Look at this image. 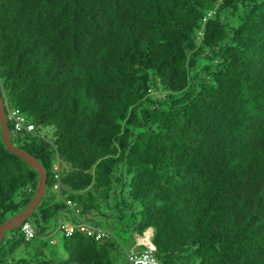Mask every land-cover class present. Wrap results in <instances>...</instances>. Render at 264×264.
<instances>
[{
  "label": "trees",
  "instance_id": "obj_1",
  "mask_svg": "<svg viewBox=\"0 0 264 264\" xmlns=\"http://www.w3.org/2000/svg\"><path fill=\"white\" fill-rule=\"evenodd\" d=\"M0 86L36 127L9 121L13 144L47 172L36 238L8 231L0 264H114L149 228L158 264H264V0H0ZM39 178L0 125V226ZM63 214L80 226L59 223L67 258L52 262Z\"/></svg>",
  "mask_w": 264,
  "mask_h": 264
},
{
  "label": "built area",
  "instance_id": "obj_2",
  "mask_svg": "<svg viewBox=\"0 0 264 264\" xmlns=\"http://www.w3.org/2000/svg\"><path fill=\"white\" fill-rule=\"evenodd\" d=\"M8 120L12 122L16 133H33L36 129L33 123H29L26 117L19 109H10L8 113ZM60 169L59 164L55 166V170L58 171ZM59 178V174L56 176ZM56 190L60 189V183H57L54 187ZM67 204L72 208L75 214H79L80 210L75 208V204L71 201H68ZM80 225H76L73 223H63L61 225V230L69 236L74 233L75 229L78 228ZM86 231L89 235H92L94 232L93 227H88L84 225ZM21 234L23 239L27 242L34 240L38 234V230L31 222H24L21 225ZM105 235L104 232L98 231L97 238H101ZM153 230H147L143 235L136 236V243L138 246H144V250L135 251L131 249L128 252V259L131 264H158V260L155 256L156 246L154 245L153 241Z\"/></svg>",
  "mask_w": 264,
  "mask_h": 264
},
{
  "label": "rangeland",
  "instance_id": "obj_3",
  "mask_svg": "<svg viewBox=\"0 0 264 264\" xmlns=\"http://www.w3.org/2000/svg\"><path fill=\"white\" fill-rule=\"evenodd\" d=\"M237 12L238 14L241 11V6L238 4L237 6ZM232 9L231 8H225L221 11V15L223 18H227L228 15L231 14ZM227 21V20H226ZM95 200L98 203H101V206L103 208V212H109V203L112 201V198H109L108 193L105 191L98 192L95 194ZM121 200V199H120ZM137 207V205H135ZM108 209V210H107ZM109 215L112 216L110 221L114 223L117 215H122V224L126 228L130 227L132 225V219H131V213L130 211H117L111 210L109 212ZM63 216H66V214H63ZM92 220H90V223L93 225H98L99 227H108L106 224V221L100 216H94L91 217ZM30 222H32L30 220ZM59 223H61V220H59L58 225L55 226V223L51 226L50 230L47 232L46 238L48 241H54L55 245L49 246L47 253L49 256V259L52 262H56L58 260H63L67 258V254L63 249L62 246V233L59 230ZM32 224L35 226V224L32 222ZM119 227V225H118ZM119 238L123 242V244L127 247H129L133 243V234L131 230H128L127 232H121L118 234ZM36 243H39L38 240H36ZM21 252V251H20ZM112 259L114 264H130V262L127 259V255L125 250L119 248L112 254Z\"/></svg>",
  "mask_w": 264,
  "mask_h": 264
},
{
  "label": "water",
  "instance_id": "obj_4",
  "mask_svg": "<svg viewBox=\"0 0 264 264\" xmlns=\"http://www.w3.org/2000/svg\"><path fill=\"white\" fill-rule=\"evenodd\" d=\"M9 109V106H7L4 100L2 89L0 86V125L3 142L9 151L22 158L31 167L35 168L38 171L40 178L36 195L31 203L21 213L10 218L0 226V244L8 231L19 228L27 220H31L34 223V210L41 203L47 190V172L44 166L33 155L13 144L10 125L7 117V112ZM35 226L38 229V226L36 224Z\"/></svg>",
  "mask_w": 264,
  "mask_h": 264
},
{
  "label": "crops",
  "instance_id": "obj_5",
  "mask_svg": "<svg viewBox=\"0 0 264 264\" xmlns=\"http://www.w3.org/2000/svg\"><path fill=\"white\" fill-rule=\"evenodd\" d=\"M59 220H61V223H66V224L71 222V219L69 218L68 214H66V216L63 215L60 216Z\"/></svg>",
  "mask_w": 264,
  "mask_h": 264
},
{
  "label": "clouds",
  "instance_id": "obj_6",
  "mask_svg": "<svg viewBox=\"0 0 264 264\" xmlns=\"http://www.w3.org/2000/svg\"><path fill=\"white\" fill-rule=\"evenodd\" d=\"M7 117H8V112H7ZM9 121V120H8ZM28 221V220H27ZM26 222V221H25ZM28 222H30V221H28ZM36 227V226H35ZM20 228V231H21V226L19 227ZM36 229H37V227H36ZM149 229H152V228H149ZM149 229H147V230H149ZM38 230V229H37ZM146 230V231H147ZM153 230V229H152Z\"/></svg>",
  "mask_w": 264,
  "mask_h": 264
}]
</instances>
